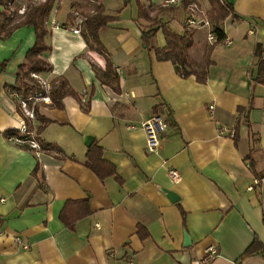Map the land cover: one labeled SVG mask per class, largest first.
I'll list each match as a JSON object with an SVG mask.
<instances>
[{
  "label": "crops",
  "instance_id": "1",
  "mask_svg": "<svg viewBox=\"0 0 264 264\" xmlns=\"http://www.w3.org/2000/svg\"><path fill=\"white\" fill-rule=\"evenodd\" d=\"M17 1L19 8L38 2ZM116 1L118 9L103 1L106 13L118 19L100 30V38L119 74V92L96 74L94 65L106 70V57L74 31L75 13L89 14L101 0H52L46 22L52 51L43 55L53 70L44 76L66 77L77 97H65L62 108L41 107L50 122L38 138L60 146L65 158L4 136L23 122L6 86L16 83L36 33L25 25L0 38V264H264V251L240 260L256 236L264 243V177L249 190L255 176L245 160L257 138L255 165L264 169V85L253 81L255 47L264 45V0H229L237 15L223 24L230 45L210 44L204 30L196 31L190 48L195 69L202 70L212 47L205 82L194 74L184 76L172 61L158 60L142 41L149 22L136 20L135 2ZM181 1L142 0L147 7H171L159 15L178 35L185 33L189 12ZM63 2L69 10L59 20ZM190 2L210 8L209 0ZM154 42L166 46L163 29ZM83 96L87 105L80 101ZM157 106L164 128L159 147L151 152L142 123ZM240 107L246 111L240 113ZM236 127L237 140L228 135ZM87 135L116 166L121 183L114 176L100 179L86 166ZM37 164L38 177H33ZM171 169L180 181L170 177ZM163 188L175 191L178 200ZM81 198L89 199L91 213L69 228L61 212ZM76 209L71 204L69 214ZM140 224L150 233L144 239L138 235Z\"/></svg>",
  "mask_w": 264,
  "mask_h": 264
},
{
  "label": "trees",
  "instance_id": "2",
  "mask_svg": "<svg viewBox=\"0 0 264 264\" xmlns=\"http://www.w3.org/2000/svg\"><path fill=\"white\" fill-rule=\"evenodd\" d=\"M10 0H0V38L5 40L8 39L13 31L21 26H32L35 29L36 33V41L34 45L27 51L25 60L18 67L17 79L16 83L11 86H6L8 92L16 91L21 97H27L31 93L36 92H44L42 86H40L39 82L36 78L32 76V73H44L51 72L53 70L52 63L44 57V53L52 51V44L49 42V38L51 35V30L48 28L46 22L49 14L52 11V0H45L44 2L30 7V9L26 10L24 14L21 16V20L19 22H13L14 19L10 18L6 15V6L7 2ZM105 0H101V2L96 6L95 10L90 14H82L85 17L84 22L81 26V34L85 39L88 47L90 49H94L100 53H102L107 60V67L105 71H102L97 66L94 65L97 76L100 80L109 85L114 91H120V77L118 72L114 69L111 58L109 56L108 50L104 43L100 38V30L108 25L109 22L118 19V16L111 15L106 13L105 4L103 3ZM125 5L131 2V0H124ZM137 6V21L146 20L149 22L147 26H145L142 30V41L146 48L149 51L154 50L157 56V59L160 61H172L178 71L182 73L184 76H190L194 74L198 81L205 82L207 80L208 67L211 64V60L209 58V52L211 48L206 50L205 53V61L202 67V70H197L194 68L193 60L190 54V48L194 43V35L196 33V29L187 30L185 27V33L182 35H178L174 32L167 22H164L160 17V12L171 9L168 6H154L149 5L148 7L142 2V0H135ZM190 0H182L180 6H185L189 8ZM210 8L207 13L209 18L213 23V32L216 34L217 43L223 41L226 36L223 30V24L225 20L230 16H237L234 5L229 0H209ZM156 10L157 13L152 16L150 14L151 11ZM73 13H70L68 17H72ZM74 16V14H73ZM62 27H66V24H63ZM159 29H163L165 38H166V46L159 47L154 42V38ZM6 61L3 62L5 64ZM254 65L256 66V77L254 78V82L261 83L264 85V45L258 43L255 47L254 51ZM67 96H75L77 97L76 91L71 87L68 80L64 76H58L51 80V88H50V97L52 102L50 104L38 103L34 105L35 111V119L38 120V124L34 125V121L29 118H24L27 122V125L30 129H34L36 132V139L40 143V149L46 150L48 152L52 150L59 151L63 153V157H67L62 148L57 144H53L52 142H46L42 139L39 140L38 134L42 131V129L50 122V120L41 114L40 109L42 106H54L57 108L63 107V100ZM17 102V108L21 116H23L22 111L20 109V104L17 98H15ZM81 101V98H80ZM161 106H157L154 111L156 115H161L159 110ZM248 107V109H250ZM240 113L246 111L245 108L238 109ZM24 117V116H23ZM4 136L10 138L11 136L24 137L20 130H9L4 132ZM236 140L238 139V130L237 127L235 129V134L233 136ZM259 139L253 138V144L249 150V153L245 157V160L250 164V170L253 175L257 178L263 179L264 177V169H258L255 165L254 155L256 151H258L257 144ZM25 148H31L27 143L23 144ZM32 149V148H31ZM264 153V150H262ZM85 164L87 167L92 169L100 179H105L109 176H114L118 182H122L120 176L118 175L116 166L108 161L104 157L103 148L98 144L94 143L88 149ZM40 170V165L37 164L34 170L32 171L31 176L38 177V172ZM42 177L44 174L42 173ZM71 204H76L77 209L74 212L69 214ZM91 213L90 202L88 198H81L74 201H69L64 209L61 212V220L64 224L73 228L75 223L84 218ZM149 230L146 226L140 224L138 226V235L141 239H144L149 236ZM264 251V243L256 236L250 246L244 251L240 260L246 258L248 256L257 254Z\"/></svg>",
  "mask_w": 264,
  "mask_h": 264
},
{
  "label": "built area",
  "instance_id": "3",
  "mask_svg": "<svg viewBox=\"0 0 264 264\" xmlns=\"http://www.w3.org/2000/svg\"><path fill=\"white\" fill-rule=\"evenodd\" d=\"M178 0H167L168 3H176ZM208 10L201 9L196 3H191L189 6V12L187 14V17L184 21V27L187 30H204L206 32V38L210 44H215L217 42L216 34L213 32V23L211 19L208 16L207 13ZM18 13L24 14L25 9L20 8L17 10V12L13 9H11L8 12V16L11 18H14ZM85 17L84 15H80L78 13H75V22L76 27L74 28V31L77 33L81 32V26L84 22ZM220 43H224L226 45H230L232 41L229 38H225ZM32 76L37 79L40 86L44 89V92H36L31 93L27 97H21L16 91H11L10 94L15 99L17 98L20 104V109L22 111V118L23 122L20 126L19 130L22 135H25L24 137H18V136H11L10 139L19 143V144H25L27 143L32 149L40 150V143L34 139L35 131L34 129H30L27 125V122L24 120V118H29L30 120H35V111H34V105L38 103L43 104H50L52 102L50 97V88H51V80L46 79L45 76L41 73H32ZM82 105H87L88 99H86L85 96L81 99ZM210 108H213V105L210 106ZM142 127L147 133V148L149 151L153 152L156 151V149L160 145V135H161V129L164 128V118L161 115H153L151 118L146 120L142 123ZM235 134V129H228V135L233 137ZM170 177L175 181L178 182L181 180L180 174L177 170L171 169L169 171ZM261 183V179L255 177L253 185H251L248 189L253 190L255 187L259 186ZM16 241L23 244L25 248H28V244H24L22 242V239L20 236H16ZM204 262H208V258L204 259Z\"/></svg>",
  "mask_w": 264,
  "mask_h": 264
},
{
  "label": "rangeland",
  "instance_id": "4",
  "mask_svg": "<svg viewBox=\"0 0 264 264\" xmlns=\"http://www.w3.org/2000/svg\"><path fill=\"white\" fill-rule=\"evenodd\" d=\"M24 1H26V0H23L22 2H24ZM29 1V0H28ZM45 0H38V2H36L35 1V3L34 2H31V1H29V3H30V5L26 8V7H23L24 9H25V11L26 10H28V9H30V7H32V6H35V5H38V4H40V3H42V2H44ZM18 2L19 1H17V0H10V1H8L7 2V4H6V6H8V9H6V15L8 14V12L11 10V9H13V10H15L16 12H17V10H19L20 8H19V4H18ZM107 2H108V5L110 6V7H113V8H119V7H121L119 4H118V2L116 1V0H107ZM134 2H135V0H132L131 1V4H133V6H134ZM154 2H155V0H154ZM20 3H21V1H20ZM70 3V2H69ZM120 3H122V2H120ZM156 3V2H155ZM136 4V3H135ZM19 5V6H18ZM57 8V7H56ZM69 10V5L68 4H65L64 2L62 3V5H61V7L57 10V19H59V20H62V19H65V14L67 13V11ZM93 12V11H92ZM91 12V13H92ZM76 13H78V14H80V15H82V13H79V12H76ZM90 13V14H91ZM8 16V15H7ZM21 16H22V14L21 13H18L13 19H14V21L13 22H19L22 18H21ZM11 18V17H10ZM180 20H181V18H179ZM185 21V20H184ZM177 26H178V29H182V27H181V23L180 22H177V24H176ZM204 34V33H203ZM204 35H206V34H204Z\"/></svg>",
  "mask_w": 264,
  "mask_h": 264
},
{
  "label": "water",
  "instance_id": "5",
  "mask_svg": "<svg viewBox=\"0 0 264 264\" xmlns=\"http://www.w3.org/2000/svg\"><path fill=\"white\" fill-rule=\"evenodd\" d=\"M94 140V136L92 135H87L85 137V143L87 144V146H91ZM163 191L168 195V197L172 200V201H176L178 200V195L176 194L175 191L168 189V188H163ZM190 244V237L189 235L186 233L185 234V245H189Z\"/></svg>",
  "mask_w": 264,
  "mask_h": 264
}]
</instances>
